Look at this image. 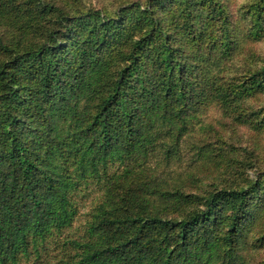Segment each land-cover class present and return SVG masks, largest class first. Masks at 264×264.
<instances>
[{
	"label": "trees",
	"instance_id": "obj_1",
	"mask_svg": "<svg viewBox=\"0 0 264 264\" xmlns=\"http://www.w3.org/2000/svg\"><path fill=\"white\" fill-rule=\"evenodd\" d=\"M238 14L0 0V264H264V150L225 132H264V0Z\"/></svg>",
	"mask_w": 264,
	"mask_h": 264
},
{
	"label": "rangeland",
	"instance_id": "obj_2",
	"mask_svg": "<svg viewBox=\"0 0 264 264\" xmlns=\"http://www.w3.org/2000/svg\"><path fill=\"white\" fill-rule=\"evenodd\" d=\"M94 2V4L100 3V4H109L112 1L115 0H92ZM117 1H122V0H117ZM231 5H232V11L236 14L235 18L236 19H240V15L238 14L239 12V8L240 5L244 2V0H230ZM245 24V23H243ZM246 26V24H245ZM256 54H258L259 56H263L264 57V39L260 42L257 43L256 46ZM260 98L257 100H252V103L255 107H259V106H264V94L259 96ZM226 133H231V134H240L242 138H246V136L248 138H254V140L258 141L260 144V147L262 150H264V132L262 134H256L254 132H252L250 130V128L245 127V126H230L229 129H227L225 131ZM243 139V140H244ZM244 142H246L244 140ZM264 154V152H262ZM257 261L258 260H264V250L259 251V253L257 254Z\"/></svg>",
	"mask_w": 264,
	"mask_h": 264
}]
</instances>
